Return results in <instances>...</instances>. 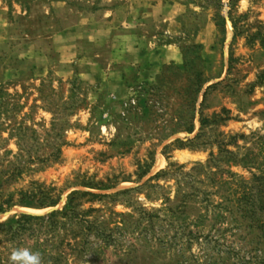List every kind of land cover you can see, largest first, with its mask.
<instances>
[{
    "label": "rangeland",
    "instance_id": "374dc122",
    "mask_svg": "<svg viewBox=\"0 0 264 264\" xmlns=\"http://www.w3.org/2000/svg\"><path fill=\"white\" fill-rule=\"evenodd\" d=\"M13 218L0 264H264V0H0Z\"/></svg>",
    "mask_w": 264,
    "mask_h": 264
},
{
    "label": "trees",
    "instance_id": "16d2710c",
    "mask_svg": "<svg viewBox=\"0 0 264 264\" xmlns=\"http://www.w3.org/2000/svg\"><path fill=\"white\" fill-rule=\"evenodd\" d=\"M83 194H87V193L82 192V191H77V190L70 192L69 195L67 196L66 203H65V206L63 208V212H61V213L67 214L69 210H73L74 207L72 205V200L74 199V197L76 195H83ZM19 203H21V205H25V206H43L44 205V203L42 201H36L32 198L31 199H22ZM57 213H59L58 210H52L44 216L31 215L28 213H20L19 218H24V219H29V218L39 219V218H44V217L52 218ZM17 220L18 219L13 218L11 221L0 223V225L7 226V225H10L9 223H11V222L17 223Z\"/></svg>",
    "mask_w": 264,
    "mask_h": 264
},
{
    "label": "clouds",
    "instance_id": "9594fccd",
    "mask_svg": "<svg viewBox=\"0 0 264 264\" xmlns=\"http://www.w3.org/2000/svg\"><path fill=\"white\" fill-rule=\"evenodd\" d=\"M9 260L11 264H42L41 254L29 248L13 249Z\"/></svg>",
    "mask_w": 264,
    "mask_h": 264
},
{
    "label": "bare ground",
    "instance_id": "6f19581e",
    "mask_svg": "<svg viewBox=\"0 0 264 264\" xmlns=\"http://www.w3.org/2000/svg\"><path fill=\"white\" fill-rule=\"evenodd\" d=\"M25 210H30L29 208H25Z\"/></svg>",
    "mask_w": 264,
    "mask_h": 264
}]
</instances>
